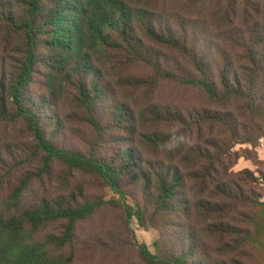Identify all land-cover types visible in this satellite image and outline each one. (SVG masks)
Instances as JSON below:
<instances>
[{"label":"trees","instance_id":"16d2710c","mask_svg":"<svg viewBox=\"0 0 264 264\" xmlns=\"http://www.w3.org/2000/svg\"><path fill=\"white\" fill-rule=\"evenodd\" d=\"M160 1L0 0V123L20 125L39 159L7 191L0 177V264H91L95 251L113 264L115 250L137 264H264V0H190L194 18ZM109 73L121 88L194 91L200 105L136 111L111 96ZM62 97L91 130L87 154L52 142ZM240 159L255 170L233 171ZM103 210L122 233L82 257L78 228ZM132 219L157 233L154 252Z\"/></svg>","mask_w":264,"mask_h":264},{"label":"rangeland","instance_id":"374dc122","mask_svg":"<svg viewBox=\"0 0 264 264\" xmlns=\"http://www.w3.org/2000/svg\"><path fill=\"white\" fill-rule=\"evenodd\" d=\"M157 7L158 10L165 11L168 14L184 13L187 18H194L198 12L197 7L192 5L190 0H163L157 3ZM123 74L125 77L128 75L143 76L148 75V71L139 66H125ZM107 80L111 83L108 90L112 93L111 96L115 95L113 98L130 105L136 111L139 108L150 107L152 105L186 108L188 106H199L201 101L196 92L180 88L168 82H158L153 89L146 92L145 89L134 90L130 87H119L118 78L111 73L107 75ZM42 94L43 92L39 89L30 91L31 96H41ZM52 113V109H50L45 112V115L52 118L50 116ZM54 115L57 116L51 121L52 123L46 122V124H51L49 127H55L52 142L61 148L87 154L90 151V142L92 140L91 130L71 116L66 97H62L57 101ZM40 118L42 117L40 116ZM56 120L57 122H55ZM49 127L47 130L50 129ZM29 146L30 140L26 137L20 125L0 123V177H4L5 180L3 191H7L26 172L36 170L39 167L38 157L29 158L30 152L27 151ZM239 148L237 147L236 150ZM100 151L103 154H110V146L105 144ZM233 171L237 172L241 170L234 167ZM98 193L99 191L88 189L89 195H97ZM137 198V200L141 199L139 195ZM129 227L133 230L135 238L139 243L145 244L151 252L155 251L153 245L157 239L155 231L141 227L136 219L131 220ZM114 231L119 235L122 233L117 214L108 210L97 213L90 220L82 224L78 228L76 236V244L81 249L82 257L88 258L90 253L89 246L93 243H96L94 246L95 250H99L98 248L101 249L103 246L115 248L105 238L109 232L112 233ZM114 252L118 253L120 257L118 263L113 264L138 263L132 251L124 250L123 252H119L115 250ZM109 254L103 263L99 253L95 251L88 258V263L105 264L106 262H111L112 257ZM83 264H86L84 260Z\"/></svg>","mask_w":264,"mask_h":264},{"label":"crops","instance_id":"0c3cea01","mask_svg":"<svg viewBox=\"0 0 264 264\" xmlns=\"http://www.w3.org/2000/svg\"><path fill=\"white\" fill-rule=\"evenodd\" d=\"M256 151L259 156V159L264 164V139L260 140L259 146L256 149ZM235 167H237L239 170H243V169H248L251 171L255 170V167L252 165V163L244 159H240L235 165ZM263 201H264V187H263Z\"/></svg>","mask_w":264,"mask_h":264}]
</instances>
